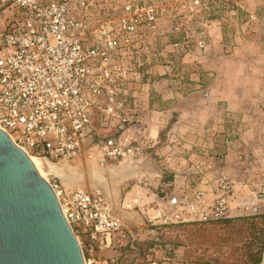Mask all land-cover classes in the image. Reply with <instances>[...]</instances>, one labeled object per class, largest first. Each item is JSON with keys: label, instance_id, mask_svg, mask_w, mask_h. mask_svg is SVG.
I'll return each mask as SVG.
<instances>
[{"label": "built area", "instance_id": "2783aa9c", "mask_svg": "<svg viewBox=\"0 0 264 264\" xmlns=\"http://www.w3.org/2000/svg\"><path fill=\"white\" fill-rule=\"evenodd\" d=\"M184 1H188L192 20L218 1L224 2L230 17L237 18L246 10V0ZM1 5H10L14 16L0 31V128L14 143L47 164L84 159L105 166L110 160L140 153L143 143L128 141L124 133L137 127L131 112L138 87L156 65L148 50L161 42V8L130 0L119 8H100L90 25L75 12L88 10L86 2L77 7L74 0H0ZM250 18L257 16L250 12ZM166 37L165 49L188 52L192 42L205 48L212 35L201 21L196 33L184 41L171 42ZM113 128L115 134H107ZM205 179L199 182L206 183ZM211 179L212 205L205 202L206 191L198 190L199 182L190 183L181 194L169 184H160L166 203L146 210L148 223L179 225L264 213V176L242 181L246 199L236 205V181L226 171ZM47 181L76 235L85 264H125L104 255L113 248L116 234L125 229L106 193L80 186L65 188L52 177ZM135 264L169 263L148 258Z\"/></svg>", "mask_w": 264, "mask_h": 264}, {"label": "crops", "instance_id": "0c3cea01", "mask_svg": "<svg viewBox=\"0 0 264 264\" xmlns=\"http://www.w3.org/2000/svg\"><path fill=\"white\" fill-rule=\"evenodd\" d=\"M246 11L256 14L264 11V0H246ZM210 31L212 37L207 48L197 47L195 49L198 50L189 52L172 50L171 53L174 55L172 64L158 63L151 67L153 82L146 80L138 87L137 104L131 112L132 118L137 121V127L127 130L124 136L128 141L136 140L143 143L144 147L140 155L137 158L129 157L117 162L113 161L105 166H100L94 161L86 162L84 166L87 171L92 169L90 163L104 169L107 174L105 180L97 179L101 182H97L95 187L105 192L112 201L114 200L117 209L129 213L131 217L144 221L146 210L151 212L158 204L165 205L166 201L162 198L163 194L159 193L157 185L164 182L166 172L159 170L154 164V160L162 156L167 160L166 170L173 173L172 188L176 193H183L190 183H198L204 177L206 183L199 182L197 188L206 191L205 202L212 205L215 200L212 175H216L219 171L228 172V167H224L223 164L211 167L208 160H204V164H191L194 154L201 151L202 153L220 151V138L224 137L222 133L230 120L229 116L235 112L241 113L244 107L253 106L255 100H260L256 93L247 97H242L238 93L256 89L258 82L249 80L230 82L229 78L225 77L227 73L230 76L251 74L250 60L258 54H250L244 46L237 45L239 41L237 42L236 35H233L236 42L228 39L219 23L213 25ZM244 42L255 43L250 36L245 38ZM178 54H180L179 61L183 64L182 68L189 69L184 75V82L187 81L185 86L191 88L189 93L183 92L184 86L180 89L178 84L180 81L176 78L177 62L176 67L174 62L177 61ZM202 82L205 83L204 87H201ZM227 91H232L233 96H227ZM251 117L252 119H248L250 122L241 119L244 121V131L233 144L234 147L244 146L249 141L247 135L252 130L251 121L257 119ZM143 150H146V153H143ZM227 150L229 154L227 158L232 157L235 153L234 148L229 146ZM176 154L183 156L177 157L179 160L175 161L177 164L181 162L184 166L183 170L180 165L176 164L177 168L172 166V157ZM170 167L171 169L174 167L173 170ZM191 171L199 172V175L190 176ZM231 175L237 187L241 188V180L239 181L235 174ZM126 185L128 190L120 198L119 192ZM246 194L243 188L239 189L238 198L234 200L233 205L245 200ZM194 198L192 195L191 200ZM129 205L139 209H135V213L132 214L126 211ZM261 264H264V258Z\"/></svg>", "mask_w": 264, "mask_h": 264}, {"label": "rangeland", "instance_id": "374dc122", "mask_svg": "<svg viewBox=\"0 0 264 264\" xmlns=\"http://www.w3.org/2000/svg\"><path fill=\"white\" fill-rule=\"evenodd\" d=\"M127 1L130 0H74V4L77 7L81 2H86L90 5L88 10L77 9L75 12L87 18L88 23H90L91 25V23L94 22V18H98L100 8H119ZM132 1H149L151 3L154 2V0ZM156 1H158L156 2V4L161 8L162 11V17L160 19V49L162 52H167V50H171V47L165 49L167 35L171 36L172 39L174 38L176 41H184L185 39H188V35L191 36L192 34L196 33V30L200 28V22L203 20L202 16H200L201 13H199V15L192 20L191 13L189 12L190 9L188 1ZM174 12L187 13L186 21L182 22L184 23V25H181V27H177L176 29L173 28L175 22L172 19V15L174 14ZM255 15L257 16V19L250 20L251 23L249 25L243 23L244 25H240L238 30H235V28H233L232 26L228 27L225 31V35L228 39L236 42L233 36L236 35L238 39L237 42L239 41L237 45L244 46L245 50L250 54H258L257 57L250 60V68L252 69V73L244 76L243 74L230 76L229 73H227L225 77L226 79L229 78L230 82L238 80H241V82H245L248 80L252 82H258L259 85H256V89L250 91L243 90L239 91L238 93L242 97H247L250 94L254 95L256 93L257 97L260 98V100H255L256 103L253 106L244 107L245 109L241 113L235 112V114L229 116L230 120L226 124L224 133H222L224 134V137L220 138L221 141L219 139L220 151L216 153H206L204 151L203 153L202 151L195 152L193 161H191V164H201V161L208 160L211 163V167H218L223 164L224 167H228V172L226 173L230 176H232L231 174H235L236 178H238L239 181L241 180V182L247 181L249 179L251 180V182L257 181L259 178H263L264 176V58L262 57L264 56V11H259V13H255ZM13 16L14 11L10 7V5L0 6V31H3L7 27ZM227 17L231 22H233V24H236L239 21V14L237 18L230 16ZM182 34L184 36L181 37ZM249 36L254 40V44L244 42V39H247ZM195 48L197 47H195L194 43H190V50L192 51ZM148 51L152 52V49ZM177 51L187 52L183 48H180ZM178 55L179 56L176 58V68L178 71L176 73V78L180 81L181 77L185 78V71L187 72L189 69L187 67L182 68L183 64L179 61L180 54ZM184 64L187 63L185 62ZM178 84L180 86V89H182V86H184V90H186L188 87L182 85L181 81ZM227 96H233L232 91H227ZM251 116H254L257 119L256 121L254 119L251 121L253 122L251 123L252 130L249 135H247L249 141H247V144H244V146L238 145L234 147L233 144H235L236 140H233L232 143L231 136L239 132L240 137L241 133L244 131V121H242L241 119L244 118L246 122H250L248 121V119H252ZM115 132L116 130L115 128H113L111 131H107V134H115ZM229 146L234 148L235 153L232 155V157L227 158L229 155L227 147ZM143 153H146V150H143ZM244 154H247L248 157H246ZM139 155L140 154L138 153L132 158H137ZM242 155L244 156L240 158V156ZM177 157L182 158L183 156H177L176 154L174 157H172V166H175V168H177V163H175V161L179 160L177 159ZM86 162H89V160L86 161L84 159H80L74 162H61L59 164H55L56 166H63V164H66L68 167H73V169L70 170L69 173H78L77 175L81 176V180L83 179L82 182L71 185L65 184L67 183V181L63 182L59 178L54 179L57 180L60 184L62 182V184L66 185L68 188L80 186L91 190H97L95 185L97 182H101L99 180L97 181V179L105 180L104 177H106L107 174L104 169L95 166L94 163H90L92 169L90 171H87L86 169H84ZM111 162L113 161H108V163ZM154 162L156 168H158L159 170H163L166 173L170 172L166 170L167 160L163 156L161 158H156ZM43 164L46 169H49V164H47L46 162H43ZM177 165L182 166V169H180L183 170L184 166L181 164V162H178ZM173 168L174 167H172L171 169L170 167L171 170H173ZM191 175L198 176L199 172L191 171L190 176ZM214 176L215 175H212V178ZM157 186L159 190L160 184H158ZM239 189L241 188H238V190ZM127 190L128 185H126L119 192V197L121 198V196H123ZM154 190L157 191L155 188ZM159 192L162 193V191L160 190ZM113 204L115 206V210L124 221L125 229L116 234L114 240L115 244L113 248L104 252L105 256L119 258L125 264H135L148 258L166 260L169 264H241L239 247L243 246L246 239L240 236L234 237V234L230 230L226 231L225 229H222L220 225H209V227H207L203 232L196 229L195 227H192L190 225L192 223H186L187 225L179 224L152 226L148 223L146 218L143 221L142 219L131 217L129 213L127 214L126 212L124 213L123 211H121L119 208L117 209L115 202H113ZM135 209L139 208L135 207L134 205L126 207V211L131 212L132 214L135 213ZM120 212L122 213V215ZM247 245L249 244H245L244 246L247 247Z\"/></svg>", "mask_w": 264, "mask_h": 264}, {"label": "water", "instance_id": "95a60500", "mask_svg": "<svg viewBox=\"0 0 264 264\" xmlns=\"http://www.w3.org/2000/svg\"><path fill=\"white\" fill-rule=\"evenodd\" d=\"M0 264H85L53 188L1 128Z\"/></svg>", "mask_w": 264, "mask_h": 264}, {"label": "trees", "instance_id": "16d2710c", "mask_svg": "<svg viewBox=\"0 0 264 264\" xmlns=\"http://www.w3.org/2000/svg\"><path fill=\"white\" fill-rule=\"evenodd\" d=\"M158 1L154 0L153 3H156ZM137 3L145 4V3H151V2H142L139 1ZM183 11V10H182ZM185 13V12H184ZM183 12H174L172 15V19L175 22L174 23V29L177 27H181V25H184L187 18V13L184 14ZM202 20L204 21L205 25L209 27L210 29L215 25L216 23H219L221 25L224 33L228 27L235 28V30L239 29V26H243V23H246V25H249L251 22L250 18V12L247 11H240L239 12V21L236 24H233L228 17H227V10L225 9V4L222 1L214 2L209 4V6L204 9L201 12ZM184 36L183 34L181 37ZM169 41L176 42V40L171 36H169ZM161 42L156 41L152 45H150V50L152 49L151 54L155 56V59L153 61V64H172L174 55L170 51L167 50V52L161 51ZM165 50V49H164ZM176 67V61L174 62ZM151 67V66H150ZM150 67L148 69H150ZM147 69V66L144 68ZM177 69V68H176ZM150 71V70H149ZM149 80V82H153V77L151 76V73L149 72V75H145L144 81ZM208 80V79H207ZM183 85H187V81H185V78L181 77V80ZM205 83H201V87H204ZM184 93H189L191 91V88H188L186 90L182 89ZM231 142L234 140L239 139V132L236 134H233L231 136ZM169 184L170 187H173V173L167 172L164 177V182L162 184ZM187 225V224H186ZM192 227H195L196 229L203 232L209 225H220L222 229H225L226 231L230 230L234 237H243L245 238V244L247 247H239L240 249V256H241V264H261L264 258V213L257 215V216H248V215H239L235 217H229L224 218L218 221L213 222H201V223H192L190 224ZM201 234V233H200ZM162 260V259H160ZM166 261V260H162ZM168 262V261H166Z\"/></svg>", "mask_w": 264, "mask_h": 264}, {"label": "bare ground", "instance_id": "6f19581e", "mask_svg": "<svg viewBox=\"0 0 264 264\" xmlns=\"http://www.w3.org/2000/svg\"><path fill=\"white\" fill-rule=\"evenodd\" d=\"M31 160L35 164L37 170L39 173L47 180V174H57L60 176L65 182L74 185L76 182H78L79 179H81V176L77 175L78 173H69L70 170L73 169V167H68L66 164H63V166H56L55 164L49 163L48 167L49 169L44 166L43 161L39 160L35 156L30 155ZM73 174V175H71ZM71 175V176H70ZM65 176V177H64ZM71 178V179H70Z\"/></svg>", "mask_w": 264, "mask_h": 264}]
</instances>
